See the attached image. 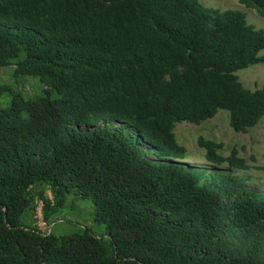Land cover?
I'll list each match as a JSON object with an SVG mask.
<instances>
[{
  "label": "trees",
  "instance_id": "trees-1",
  "mask_svg": "<svg viewBox=\"0 0 264 264\" xmlns=\"http://www.w3.org/2000/svg\"><path fill=\"white\" fill-rule=\"evenodd\" d=\"M239 2L264 18V0ZM263 52L245 13L198 0H0V70L43 91L0 84V264H264V192L176 163L174 132L222 110L236 133L264 120V87L237 76ZM198 144L210 163L256 169ZM37 199L48 224L90 200L105 234L39 232L25 223Z\"/></svg>",
  "mask_w": 264,
  "mask_h": 264
},
{
  "label": "rangeland",
  "instance_id": "rangeland-1",
  "mask_svg": "<svg viewBox=\"0 0 264 264\" xmlns=\"http://www.w3.org/2000/svg\"><path fill=\"white\" fill-rule=\"evenodd\" d=\"M207 8H215L222 11L236 10L246 14L247 21L256 29L264 31V18H261L254 10L246 9L239 0H198ZM264 54V52H263ZM239 81L243 87L249 90L264 87V63L251 66L237 73ZM0 84H8L15 91L22 92L26 97L41 95L43 91L37 79L26 78L24 81L16 83L13 78V68H3L0 70ZM1 100L9 102L10 94L1 96ZM81 131H89L93 128L78 127ZM125 132L133 133V130L124 128ZM175 135L177 141L187 150V160L176 161L185 168L206 169L211 172H218L228 176L237 177L245 182L250 190L264 192V120L247 133H236L230 125V115L226 111H220L214 118L200 125L189 122L176 124ZM202 137L222 144L219 154L227 157L236 149L238 156L248 161V164L256 169L241 170L231 168L226 165L218 166L206 160V150L198 144V139ZM144 149H152L146 143L141 144ZM153 158V157H152ZM161 161H169L168 159ZM36 190L44 191L51 198V193L47 186L37 184ZM42 203L37 199L33 207L29 209L25 216L26 225L37 229L45 234L53 232L59 234H69L75 231L84 232L88 229L97 236L105 234V226L96 224L92 219L93 203L88 201L69 200L65 211L58 217L52 218L50 224L45 223L42 217Z\"/></svg>",
  "mask_w": 264,
  "mask_h": 264
},
{
  "label": "built area",
  "instance_id": "built-area-1",
  "mask_svg": "<svg viewBox=\"0 0 264 264\" xmlns=\"http://www.w3.org/2000/svg\"><path fill=\"white\" fill-rule=\"evenodd\" d=\"M41 209H42V206H41ZM42 214V213H41Z\"/></svg>",
  "mask_w": 264,
  "mask_h": 264
}]
</instances>
